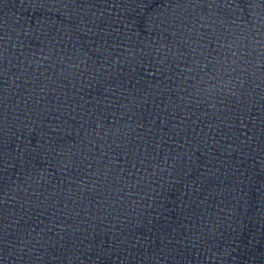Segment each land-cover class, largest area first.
I'll list each match as a JSON object with an SVG mask.
<instances>
[{
    "label": "water",
    "instance_id": "95a60500",
    "mask_svg": "<svg viewBox=\"0 0 264 264\" xmlns=\"http://www.w3.org/2000/svg\"><path fill=\"white\" fill-rule=\"evenodd\" d=\"M0 264H264V0H0Z\"/></svg>",
    "mask_w": 264,
    "mask_h": 264
}]
</instances>
